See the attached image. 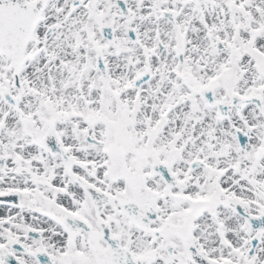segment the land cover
Listing matches in <instances>:
<instances>
[{
	"label": "snow or ice",
	"instance_id": "1",
	"mask_svg": "<svg viewBox=\"0 0 264 264\" xmlns=\"http://www.w3.org/2000/svg\"><path fill=\"white\" fill-rule=\"evenodd\" d=\"M0 264H264V0H0Z\"/></svg>",
	"mask_w": 264,
	"mask_h": 264
}]
</instances>
